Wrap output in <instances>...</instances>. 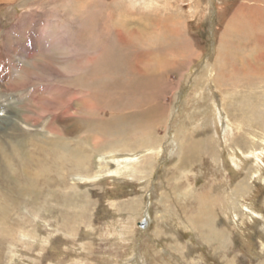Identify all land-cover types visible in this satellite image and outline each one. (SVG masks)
<instances>
[{"label": "rangeland", "instance_id": "374dc122", "mask_svg": "<svg viewBox=\"0 0 264 264\" xmlns=\"http://www.w3.org/2000/svg\"><path fill=\"white\" fill-rule=\"evenodd\" d=\"M26 1L0 2V264H137L139 253L147 264H264V181L250 176L264 170V80L257 75L264 65L244 69L246 51L233 56L221 43L230 62L213 57L225 23L217 18L219 7L227 8L223 1L166 0L170 23L183 35V56H168L165 93L151 105L165 103L167 115L172 107L178 111L165 122L157 115L138 124L141 131L127 136L103 132L97 117L111 115L92 113L82 88L102 49L101 24L137 30L138 23H151L143 0ZM159 1L163 9L165 0ZM146 31L141 41L155 37ZM208 62L216 76L209 82ZM190 65L193 75L183 84ZM215 106L230 127L226 140L221 128L219 138L215 133ZM73 122L78 128L67 133ZM20 131L28 137L17 146ZM116 137L121 142L110 146ZM47 138L64 145H43ZM151 149L119 180H94L108 163L100 161L103 154L117 151L122 159ZM231 152H251L253 162L236 161L237 153L228 162ZM209 211L224 230L216 241L210 229L190 227Z\"/></svg>", "mask_w": 264, "mask_h": 264}, {"label": "bare ground", "instance_id": "6f19581e", "mask_svg": "<svg viewBox=\"0 0 264 264\" xmlns=\"http://www.w3.org/2000/svg\"><path fill=\"white\" fill-rule=\"evenodd\" d=\"M2 1L5 0H0V2ZM221 1H223V4H225L227 8L225 9L223 5L219 7V11L221 12L218 11L217 18L223 19L222 23L224 21L225 23H223L224 24L223 28L222 26L220 27L222 28L221 29L222 36L219 39V41H216V46L213 47L214 48L213 57L220 58L221 61L223 60V64L226 65L225 64L226 62H230L229 59L226 61L227 56L230 54L229 53L228 55L226 54L227 52L224 51L223 49L224 47H229L231 51L230 53L233 54V56L239 54L241 51H246L247 53L246 56H248L249 59L245 61L246 64L244 69L247 68L253 69L254 67L253 63H254L256 65V68L260 70L261 67L260 68L258 67L259 65L258 63L264 65V0H240V1H247V4L249 3L248 5L242 3L237 4L239 0H233L234 4H232V0H221ZM143 2H144L143 9L146 12H149L150 17L152 18L150 20L151 23H147V24L138 23L136 27L137 30L128 28L127 26L118 24L116 22L114 23L103 22V24H101L103 25V28H101L102 30L99 31L98 35L100 37L99 41H103L102 49L98 50L101 47L100 48L97 47L98 48L97 50L99 51L98 52L99 57L97 59H94L93 62L89 60L91 62L89 67L91 68V70L87 75L86 82L83 84L84 88L80 86L83 89L82 91L86 92L88 101L92 102V106L94 107V109L92 108V113H96L98 114V116H100L99 114L104 113L105 111H107V113H110L111 116H108L107 119L101 120L103 118H99V117L97 118L100 120V122H104L103 132L111 135L117 134L120 136L124 134L125 136H127V134H132L133 132H136L138 130L141 131V128L138 124H143L145 122H148L152 120L153 117L155 118L157 115L158 118L161 117V120L163 119V121L165 122V120L169 119V117L171 118L175 116L173 115V113L176 114V112L178 111L176 107L175 108L172 107L170 111L168 110V112H170L171 115L169 114L167 115V107L165 103L162 102V104L159 103H155L153 105L151 104L155 102V98L156 99L161 98L162 94L164 95L165 93L163 92L165 91V81H166V77L168 76L169 78L171 75L169 66L172 65L170 63L171 61H169L170 59L168 61L167 59L168 56L170 58L171 57L174 58L175 55L179 54L180 52L182 55L183 52V50H181L182 42L180 40H181V36L183 35H181L182 32H180L175 27L174 24L170 23L171 18L168 15V9H166V6H169V4L168 2H166V0L163 1L164 4L163 9H160L161 5L159 0H143ZM23 3L25 4L27 3V1L23 0ZM140 4L142 3L139 2L138 6H140ZM226 13L227 15L225 17L224 15ZM110 15H113L112 12H110ZM110 18L113 19V16H111ZM168 23L170 26L167 25ZM149 26L152 27L149 28ZM144 29H147V31L151 30L155 32L156 33L155 37L152 39H147V42L141 41V32H143ZM91 34L92 32L89 34L90 37ZM169 36H172V38L170 39ZM91 38H95V37H91ZM132 38H134L135 40ZM175 38H177V40ZM219 43H221L222 46L224 45V47L221 48L220 46H218ZM137 44H139L138 47ZM227 49L228 48H226V50ZM130 54H132L133 59L131 58L132 56ZM251 56L253 57L252 60H250ZM155 60L159 62L157 63V66L155 64ZM175 60L176 62L179 61V60L177 61V59ZM209 65H210L209 62L204 65L205 67H210V68H206V72H205L206 75H208L207 78L208 82L210 81L211 77L215 76L212 73L211 65L210 66ZM225 67L226 66H224L223 68ZM173 68L175 69V67ZM188 68H190V70L186 74L181 75L183 76L181 77V83L183 84L187 82V79L193 73L192 71H194L191 65L188 66ZM220 69H222V66ZM257 75L261 76L260 78L264 80V70L257 73ZM78 87L79 86H77V88ZM177 94L179 96L181 92ZM105 96L108 97V102H109L108 107L107 104L104 105V100L105 98L107 99V97ZM109 106H111V108ZM148 106L150 107L146 111V107ZM217 107L215 106V108L212 109L211 111L213 115L212 118L214 123L213 125L215 127V133L219 138L220 135L219 128H221V134H222L221 136L226 140V138L228 137V130L230 129V127L227 123L226 124L222 123L221 116L223 114L220 112V109ZM90 110L91 109H89V111ZM218 121L222 123L221 127L218 126ZM70 127L72 128V131L70 129L68 130L67 133L73 132L75 129L78 128V125L76 124V122H73L70 123ZM11 129H14L13 131H15L16 128L14 127ZM26 134L27 132L24 131L19 132L18 136L16 137L17 143H15L17 146H21L22 143L26 140V137H28ZM167 138L169 140L170 139L172 140V138L174 137L168 136ZM191 139L190 140L192 141V143H196L197 137L196 139L195 137H192ZM14 140L15 137L13 138L10 137L8 142L9 145L14 144ZM47 140L48 141H46V143L42 142V144L43 145L49 144L52 148L55 149H60L59 145H64V143L62 141H59L58 139L50 140L49 138H47ZM183 140H185L184 137ZM183 140H182V146L184 151L185 146L183 144ZM120 142L121 141L118 139V137H116L113 139V141H111L108 144L114 147ZM262 142L264 143V141ZM170 143H173V141L172 142L170 141ZM195 146L196 144L192 146H188L187 149L195 150L197 148V147L194 148ZM63 150L69 151L67 149H63ZM236 150L237 149H235V151ZM69 152L73 154V152L71 151ZM150 152L154 153V149L140 153H129L126 154L125 158L122 159L120 158L122 153H119L117 151H110L109 153L103 154L100 158V161L106 160L108 163L106 165L101 164V167L102 168L105 167V170H100L101 173L98 174L97 177H94V180L101 181L104 178L105 179L108 178L115 181L119 180L117 178L121 177L123 175V172H125L129 168L132 169V166L139 159L140 155H144ZM1 153L2 152H0V155ZM236 153L235 152L234 153L231 152V154L227 153L229 157L228 162L234 159V155L237 154L238 156L237 158H235L236 161L239 160L241 162H248L250 160V163L253 162L251 160L252 158H254V156L251 155V152L245 156ZM12 155L13 154L9 152L8 154L9 159L8 162H6V165L11 162ZM256 157H258V154ZM258 169H259V164H258ZM261 172L264 173V170L256 171L250 176H252L253 179L255 180L259 178V176H261V178L259 179L264 181V178L262 176L264 174L261 175ZM1 177L2 176H0V178ZM77 179L78 181L87 180L82 177H79ZM87 182H89V180ZM238 192H239L238 190L235 191L233 196H237ZM19 193L22 194L21 191L17 189L15 194L17 195ZM202 202L203 201H201V203ZM144 219L148 221V216L145 215ZM250 219H253V217H251ZM215 220L217 222V218L214 217V214L210 213L209 211L207 212V215L205 217L195 216L192 219V224L190 225V227H194L193 230H197L196 227L199 224L200 226L202 225L204 228H207L205 231L210 229L211 231H213L210 234V236L213 237L216 241L223 234L224 230L223 228H220V226L215 225L214 222ZM233 220L237 224H240V221L235 219V216ZM203 235L205 239H208L210 237L208 234L207 235L203 234ZM50 246H51L50 249L52 251L56 249L55 245H50ZM136 257L137 260L139 261L137 262V264L139 263L147 264L145 259L140 253Z\"/></svg>", "mask_w": 264, "mask_h": 264}]
</instances>
